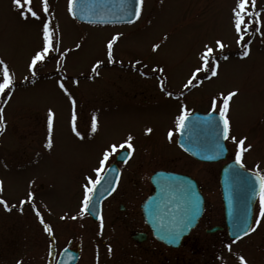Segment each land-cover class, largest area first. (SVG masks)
<instances>
[{"label":"rangeland","instance_id":"1","mask_svg":"<svg viewBox=\"0 0 264 264\" xmlns=\"http://www.w3.org/2000/svg\"><path fill=\"white\" fill-rule=\"evenodd\" d=\"M46 3L47 13L43 0H31L36 19L27 13L21 18L12 0H0V61L13 81L0 93V199L9 208L0 205V264H46L51 239L44 224L52 229L59 248L80 237V264L157 263L155 254L136 257L123 237L137 227L127 221L120 227L119 219L122 212L139 213L138 205L149 192L148 183L139 180L159 168L194 178L205 208L184 246L165 250L157 245L150 250H161L162 260L171 263L178 258L180 264H240L243 258L245 264H264V217L256 222L259 198L245 237L232 241L224 231L207 233L223 225L218 182L223 163L195 162L176 144V118L182 107L186 116L219 114L212 99L222 102L223 95L234 91L226 112V162L235 161L236 142L244 139L242 168L264 177V0H247L245 12L255 15H244L239 35L233 14L237 0H142L138 20L129 25L81 24L70 16L68 0ZM44 20L52 46L30 71V59L43 45ZM113 36L117 39L109 63L107 42ZM217 40L223 48L216 47ZM205 45L213 48L217 75L197 73L185 88L202 63ZM129 136L132 154L104 202L102 220L94 226L90 217L79 215L84 178L95 179L92 170L104 150ZM49 139L51 146L45 147Z\"/></svg>","mask_w":264,"mask_h":264},{"label":"water","instance_id":"2","mask_svg":"<svg viewBox=\"0 0 264 264\" xmlns=\"http://www.w3.org/2000/svg\"><path fill=\"white\" fill-rule=\"evenodd\" d=\"M134 7L135 0H74L73 13L69 14L77 22L88 25L133 24L138 19L134 15ZM177 134L179 148L195 160L205 163L226 160V139L223 138L220 115L193 113L186 116ZM125 157L126 152L123 151L116 160L120 162ZM103 176L108 177L111 186L107 180H103L93 190L95 204L86 209L93 220L100 214L101 201L114 188L118 171L115 166H111ZM258 177L261 175L241 168L235 161L224 164L220 169L219 186L226 232L230 240H239L251 229L254 205L260 189ZM150 182L152 193L140 207L144 221L156 239L177 248L201 218L203 196L196 182L185 175L157 172L151 176ZM218 229L213 228L210 232Z\"/></svg>","mask_w":264,"mask_h":264},{"label":"snow or ice","instance_id":"3","mask_svg":"<svg viewBox=\"0 0 264 264\" xmlns=\"http://www.w3.org/2000/svg\"><path fill=\"white\" fill-rule=\"evenodd\" d=\"M73 2L74 0H68V12L71 14L73 13ZM13 6L19 10L18 14L21 18H26L25 13L29 14L31 17L39 19L37 12L32 10L31 5V0H12ZM43 11L47 13L48 8H47V3L46 0H43ZM141 4L142 0H135V7H134V15L136 17H139L140 12H141ZM247 6V0H237V3L235 5V8L233 9V14H234V28L237 33V35L240 34L242 30V24H244V15H255L254 13H246L245 9ZM131 22V20H129ZM42 37H43V45L40 50L35 51V53L32 55L30 62L28 64V69L31 71L34 66L37 65L38 62H41L44 60L45 56L49 54L50 47L52 46V39L50 38V31H49V23L47 20H44L42 22ZM117 39L116 36H113L111 40L107 42V49H108V62L111 63V49L113 47V42ZM237 43H240V40H237ZM216 47L218 48H223V44L221 43L220 40H217L215 42ZM79 47V45H77ZM156 49V46H153V50ZM204 51L200 54V61L202 62L199 67H197L192 73L191 76L189 77L187 83L184 85L185 88L189 87L193 83V78L197 76V73L200 72H206L210 71L212 76L217 75V66L215 64V61L211 60L212 53H213V48L209 47L207 45L204 46ZM244 55L247 56L248 52L245 51ZM211 61V65H210ZM99 63V62H97ZM210 65V67H209ZM96 65H93V69L95 70ZM0 72H2V79H0V93L4 92L6 89L12 85L13 81L12 78L9 74L8 68L3 66V61H0ZM61 88H63V85H60ZM170 95V94H169ZM236 95V92L234 91H229L226 95H223L221 100L222 102H217L215 98L212 99V108L219 110L220 114V121L223 124V138L228 139L229 138V120L226 118V112L228 111L229 107V101ZM71 99V98H70ZM76 119L75 114L72 116V121L74 122ZM186 120V114L185 110L183 107L180 109V115L177 116L176 118V129L180 130L181 127H183L184 122ZM4 126V120L3 117L0 116V131L3 130ZM47 127H48V132L49 135L52 132L53 128V113L51 110H49L47 114ZM97 128V120L96 117H92L91 121V129L94 132ZM150 131V130H146ZM73 132L76 133L77 136H79V133L76 132L75 127L73 126ZM172 132L169 131L168 136L171 137ZM132 137L129 136L127 139L119 145L113 144L109 145L107 149L104 150L102 157L99 159L98 162V167L93 168V172L95 173V179H91L89 177H85L86 183L83 185V199L80 201V209H79V215L83 216L86 209L90 205H94L95 201H93L92 198V193L93 190L101 183L103 180H107L109 183V186H111V181L108 179L107 176H102L101 173L105 170V164L108 161L109 157L118 152V149L120 148H127V153L126 155L131 156L132 150H133V145L130 143ZM235 139V138H233ZM245 144L244 139H240L239 141L236 142V151H235V162L237 165H239L241 168L243 167V164L241 163V155L242 151L246 150L242 146ZM51 146V140L49 139L48 142L45 144V147H50ZM259 183H260V189H259V203H260V209H259V216L256 219L257 224L260 222V217H264V177H258ZM28 196V201L30 202L33 199V194L29 192L27 194ZM21 205L25 203L24 200H21L19 202ZM0 205L4 206L5 210H9L7 203L5 200L0 199ZM35 211V209H33ZM37 217H40V212L36 211L35 212ZM76 217H73L75 219ZM63 219V217H62ZM97 220H102V217L98 214L97 215ZM41 223L43 224V220H41ZM102 226V225H101ZM44 231L47 232L50 236L52 235V229L47 225L44 224ZM243 231V229H242ZM237 239H239V236H237ZM111 251V249H109ZM19 264V262H18ZM240 264H245V261L243 258L240 259Z\"/></svg>","mask_w":264,"mask_h":264},{"label":"flooded vegetation","instance_id":"4","mask_svg":"<svg viewBox=\"0 0 264 264\" xmlns=\"http://www.w3.org/2000/svg\"><path fill=\"white\" fill-rule=\"evenodd\" d=\"M116 155H117V153L114 155L113 159H111V161L107 164L106 168L114 163ZM128 159H129V157L126 158L125 161H123L121 163H118V164L116 163V168L118 170V179H117L116 186L118 185V183L121 181V179L123 177V167L122 166L126 164ZM158 170H163L165 172H172V171L167 170V169H160L159 168V169L153 171L148 176L147 180L143 174L142 178H140L139 181L143 184H145V182L148 183L149 192L147 193V195L151 191L150 176ZM197 184H198V182H197ZM198 187H199V184H198ZM199 190L201 191L200 187H199ZM201 193H202V191H201ZM144 199L145 198H143V200ZM104 202H105V200L101 203L102 211L104 209ZM204 208H205V205H204ZM123 210H125V208L123 206H120V211H123ZM138 210H139V213H136L133 211L122 212V213H120L121 219H119V221H120L119 226L120 227H121V225H123L124 221H127L129 224L135 225V227H137V229H135V230L133 229L132 232L126 233V235H124V237H123L126 242H128V241L131 242V247H133L135 249L134 251H135V255H137L136 257L141 259L142 258L141 256L155 254L154 257L158 259L157 263L155 262V264H180L177 261L178 258H176L175 260H172L173 261L172 263H171V261L167 262L166 259L162 260L163 254L161 253V250H158V252L152 251L153 249L150 250L151 248H154L153 246H157V245L162 247L165 250H167V249L176 250V249L166 246L165 244L158 241L153 236L151 229L144 222L143 216H142L141 211H140V205H138ZM85 216L90 217L87 214H85ZM100 216L102 217V213ZM203 216H204V213H203L201 219L203 218ZM90 220L95 224L94 226H96L97 223L100 221V220H92V219H90ZM200 220L198 221L196 227L190 231V233L188 234L187 237H189L191 235V233L196 230L197 226L200 223ZM223 225H224V223H223ZM206 232L208 233L207 230H206ZM187 237H185L182 240V242L178 248H180L182 245L183 246L185 245V243H183V241ZM78 238L79 239H77L75 241H72L70 239L67 240L66 244H64L62 247L59 248L56 246V241H54V235L52 233V235L50 236L51 243L49 244L48 249H47L46 264H58L61 255L63 258L62 259L63 264H80L81 255H82V251H81L82 246L80 244V242H81L80 237H78ZM95 256H96V254H95ZM96 259H97V257H96ZM144 264H147V263L145 262Z\"/></svg>","mask_w":264,"mask_h":264},{"label":"bare ground","instance_id":"5","mask_svg":"<svg viewBox=\"0 0 264 264\" xmlns=\"http://www.w3.org/2000/svg\"><path fill=\"white\" fill-rule=\"evenodd\" d=\"M224 231L226 230L225 228H222Z\"/></svg>","mask_w":264,"mask_h":264}]
</instances>
